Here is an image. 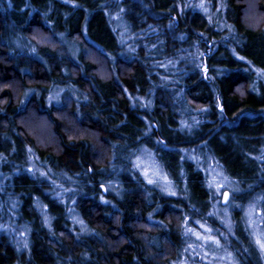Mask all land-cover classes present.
I'll list each match as a JSON object with an SVG mask.
<instances>
[{
    "label": "trees",
    "instance_id": "obj_1",
    "mask_svg": "<svg viewBox=\"0 0 264 264\" xmlns=\"http://www.w3.org/2000/svg\"><path fill=\"white\" fill-rule=\"evenodd\" d=\"M142 147L177 194L134 166ZM190 149L241 206L264 196V0H0V264H176L196 218L264 264Z\"/></svg>",
    "mask_w": 264,
    "mask_h": 264
},
{
    "label": "rangeland",
    "instance_id": "obj_2",
    "mask_svg": "<svg viewBox=\"0 0 264 264\" xmlns=\"http://www.w3.org/2000/svg\"><path fill=\"white\" fill-rule=\"evenodd\" d=\"M254 11L251 9L248 14L247 18L249 21H253L256 17L254 16ZM117 25L116 28L120 32L121 36L124 38L128 35L127 25L124 22L122 18H117ZM42 43V42H41ZM33 127L37 132L42 134L44 136L46 133V125L41 120H35L33 123ZM187 128L189 131L194 128V125H187ZM188 152V158L189 160L196 163L199 168L202 170L207 184L209 188L211 189V195L214 198V202L212 203L211 207V213L215 215L217 218H219L223 225L228 228L229 231H231V228L233 226V220L232 215L235 210L241 211V221L244 222L243 224L247 227L249 231V235L251 238V241L253 242V246L264 256V253L261 252L260 248L255 244V237L252 235L253 228L249 226L248 224V217L246 215L248 211V207L250 204H255L256 208L259 212V210L263 209L264 205V199H258L259 197H252L251 199L247 200L246 203H243L241 206L239 203L236 202V200L233 199V195L237 193V187L232 182V180L229 178V176L225 173L223 167L220 163L216 161L212 156L203 155L199 152L197 149H190ZM186 155V154H185ZM137 157H140V167H137L142 176L143 175L142 169L145 166H149V177L156 179L157 183H149L150 185L158 187L165 195H174L176 193V187L173 184V182L169 179L167 173L163 169V166L161 162L158 159V156L155 152L151 151L147 147H142L140 150L134 155V164H137ZM153 172L157 173V175H153ZM167 176V180L163 179V176ZM146 179V178H145ZM148 182V179H146ZM217 183L222 184L223 187L217 190ZM229 192L230 198L229 201L226 204L222 203L223 200V193ZM174 193V194H173ZM264 197V196H263ZM196 221H200L201 224L206 225L207 227L211 228L212 235L216 236V231L209 225L208 223L202 221L199 218L193 219V220H184L183 222V236L184 240L186 242L185 249L182 251V259H180L176 264H233L235 262L233 260V257L229 259L227 257V253L231 252L227 245L222 244L220 247L215 246L212 242H208L205 244L204 241L199 240L195 235H193L191 232H187L188 228L195 229L196 231H199L201 233H204L205 230L200 227L196 223ZM229 222L231 225V228L229 229ZM257 228L259 231L264 232V224H260L259 220H257ZM16 232V239L18 241L25 242V236L21 232V230L14 229ZM187 232V234H186ZM201 245H204L202 248ZM207 253V256L205 258V254ZM236 264V262H235Z\"/></svg>",
    "mask_w": 264,
    "mask_h": 264
},
{
    "label": "snow or ice",
    "instance_id": "obj_3",
    "mask_svg": "<svg viewBox=\"0 0 264 264\" xmlns=\"http://www.w3.org/2000/svg\"><path fill=\"white\" fill-rule=\"evenodd\" d=\"M201 8L204 7L203 3H201L200 5ZM140 157H137V164L134 165L136 167H140ZM143 175L145 176L146 179H148V183H157L156 179L150 178L149 177V171L150 168L149 166H145L143 169ZM42 175H46V173H42ZM153 175H157V173L153 172ZM164 180H167V176H163ZM223 187L222 184L217 183V190L219 191V189ZM174 194V193H173ZM223 198L224 201L227 203L228 202V198H229V194L227 192L223 193ZM258 199H264V197H259ZM247 217H248V224L250 227L253 228V232L252 235L255 237V244L260 248L261 252L264 253V232L259 231L257 228V220H259L260 224H264V209L262 210H257L256 205L255 204H250L248 207V211L246 213ZM82 223V222H81ZM196 223L198 225H200L201 228H203L205 230L204 233H201L199 231H196L195 229L192 228H188L187 232H191L193 235H195L199 240L204 241L205 244L208 242H212L215 246L220 247L221 243H220V239L215 236L212 235V229L207 227L204 224H201L200 221H196ZM231 228L230 222H229V229ZM186 232V234H187ZM26 246V244H25ZM201 247L203 248L204 245H201ZM207 256V253L205 254V258ZM233 256V254L231 252L227 253V257L229 259H231ZM233 264H235V262H233Z\"/></svg>",
    "mask_w": 264,
    "mask_h": 264
},
{
    "label": "water",
    "instance_id": "obj_4",
    "mask_svg": "<svg viewBox=\"0 0 264 264\" xmlns=\"http://www.w3.org/2000/svg\"><path fill=\"white\" fill-rule=\"evenodd\" d=\"M228 194H229V192H227ZM229 198H230V194H229ZM229 198H228V201H229ZM222 203L223 204H226V202L224 201V198H223V200H222Z\"/></svg>",
    "mask_w": 264,
    "mask_h": 264
}]
</instances>
